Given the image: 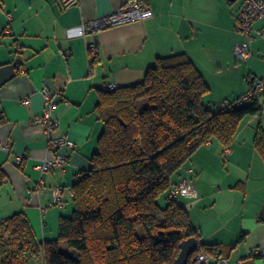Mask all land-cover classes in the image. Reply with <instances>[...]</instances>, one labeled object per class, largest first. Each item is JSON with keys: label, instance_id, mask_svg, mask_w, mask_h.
I'll use <instances>...</instances> for the list:
<instances>
[{"label": "crops", "instance_id": "obj_1", "mask_svg": "<svg viewBox=\"0 0 264 264\" xmlns=\"http://www.w3.org/2000/svg\"><path fill=\"white\" fill-rule=\"evenodd\" d=\"M126 1L78 0L63 8L61 0H0V67L19 60L15 76L0 87V146L10 148L0 150L7 176L0 188V222L23 214L38 242L56 239L60 217L72 213L75 177L89 170L103 130L94 108L106 85L141 82L157 58L183 53L203 76L216 108L234 102L264 75V46L256 45L264 39L249 42L252 56L235 64L233 48L242 38L236 7L227 0H139L152 18L84 37L69 35ZM90 43L96 46L93 52ZM254 59L260 63L257 70ZM43 88L59 94L52 137L66 135L74 147L59 150L67 157L62 170L40 174L35 165L53 156L42 128L31 123L42 115ZM258 126L264 131V108L241 121L229 147L206 143L171 177L172 185L187 180L195 187V197L176 202L186 208L198 243L216 245L227 264H262L264 163L253 147ZM16 156L23 158L21 167ZM54 187L62 188L63 206L52 204Z\"/></svg>", "mask_w": 264, "mask_h": 264}, {"label": "trees", "instance_id": "obj_2", "mask_svg": "<svg viewBox=\"0 0 264 264\" xmlns=\"http://www.w3.org/2000/svg\"><path fill=\"white\" fill-rule=\"evenodd\" d=\"M209 94L183 53L157 58L141 82L101 90L94 111L103 130L89 170L71 188V215L44 242L21 213L1 221L0 264H173L179 244L197 232L186 208L167 200L171 177L206 143L229 147L241 121L262 109L257 100L211 109ZM253 147L264 163L260 126ZM6 181L0 168V188ZM201 250L219 255L216 245L198 243L187 264Z\"/></svg>", "mask_w": 264, "mask_h": 264}, {"label": "built area", "instance_id": "obj_3", "mask_svg": "<svg viewBox=\"0 0 264 264\" xmlns=\"http://www.w3.org/2000/svg\"><path fill=\"white\" fill-rule=\"evenodd\" d=\"M78 0H61L63 8H69L76 5ZM236 31L241 36L242 40L237 42L233 48V55L237 63H246L252 56L247 42L254 39H264V0H236ZM233 2V3H235ZM232 3V4H233ZM153 17V12L150 8L141 5L139 0L126 1L119 9L113 11L102 18L95 19L87 24H83L79 28L69 30L71 37L86 36L87 34L101 28L119 26L137 21H143ZM87 48L93 52L96 49L94 43L88 44ZM19 49L15 48L14 53H19ZM264 64V60H263ZM117 88L114 84H108L104 87L105 90L112 91ZM40 94L44 99V108L42 115L32 120V124L39 126L43 130L46 141L47 151L53 154L50 158H44L35 165V169L40 174H45L54 169L62 170L67 163V157L59 150L61 148L73 149L74 142L66 135L52 137V133L58 128V122L53 117V110L59 100L58 93H50L46 88L40 90ZM261 101L264 108V75L262 78L255 79L251 89L240 96L234 102L220 103L217 110L228 108L229 105L240 107L251 104L253 101ZM0 150L9 152L8 146H0ZM16 164L21 165L23 158L16 156ZM79 174L75 177L78 180ZM196 189L189 181H182L169 188L167 192V200H176L178 197L193 198L196 196ZM52 204L63 206L62 203V188L54 187L51 190ZM46 211L44 210V213ZM262 264H264V252L258 253ZM228 260L219 255H211L203 250L197 252L191 264H227Z\"/></svg>", "mask_w": 264, "mask_h": 264}, {"label": "water", "instance_id": "obj_4", "mask_svg": "<svg viewBox=\"0 0 264 264\" xmlns=\"http://www.w3.org/2000/svg\"><path fill=\"white\" fill-rule=\"evenodd\" d=\"M233 3L236 0H227ZM19 60H15L12 64L0 67V87L10 81L15 76V67L18 65ZM198 241L196 238L184 240L179 244V253L174 260L173 264H187L189 257L196 251Z\"/></svg>", "mask_w": 264, "mask_h": 264}, {"label": "rangeland", "instance_id": "obj_5", "mask_svg": "<svg viewBox=\"0 0 264 264\" xmlns=\"http://www.w3.org/2000/svg\"><path fill=\"white\" fill-rule=\"evenodd\" d=\"M232 6L235 7V6H236V2L233 3ZM247 44L249 45V42H247ZM256 45H257V46H261V47H263V46H264V42L260 41V42L256 43ZM256 45H255V47H256ZM234 61H235V57H234ZM235 64H236V61H235ZM237 64H238V63H237ZM252 65L254 66V69H255V70H257V69L260 67V63H259L258 61H256V59H254V61H252ZM239 66H241V63L238 64L237 67H239ZM243 71H244L245 76H246V74H248V73L251 71V67H250V65H248V67H247L246 69H243ZM243 71H242V73H243ZM209 101H211V100L209 99V96H207V97L204 99V103H205V105H206L207 107L211 108V109H214V103L211 104L212 102L209 103ZM158 202L160 203L161 206L164 205V203H165L164 195L161 196V197L158 199ZM137 234L140 235V236H142V230H141V228H138V229H137ZM30 264H42V260H41V258H40V259L37 260V261H35V260L32 261Z\"/></svg>", "mask_w": 264, "mask_h": 264}]
</instances>
